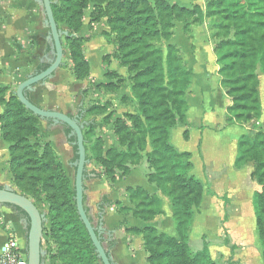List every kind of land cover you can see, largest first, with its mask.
Returning a JSON list of instances; mask_svg holds the SVG:
<instances>
[{
    "label": "trees",
    "instance_id": "1",
    "mask_svg": "<svg viewBox=\"0 0 264 264\" xmlns=\"http://www.w3.org/2000/svg\"><path fill=\"white\" fill-rule=\"evenodd\" d=\"M51 2L58 29L62 24L67 29L68 35L61 41L62 46L65 42L68 50L75 79L83 80L90 75V64L83 49L87 39L78 36L89 3H93L89 14L91 22L106 17L109 35L114 34L113 43L117 45L113 57L120 67L131 73L130 91L140 108L143 121L140 127L151 139L152 149L147 155V163L154 172L148 178L153 179L156 188L170 199L177 237L160 234L153 227L130 228L126 232L141 235L147 264H220L211 258L206 247L196 253L190 251L188 231L193 209L202 201L203 189L190 174V154L178 153L169 145L168 139L174 126L186 124L188 104L185 93L192 83L193 72L185 67L181 51L175 45L168 44L164 56L162 43L173 37L176 22L188 26L190 17H199V21L206 22L212 38L216 40L214 52L219 65L220 86L231 102L227 108L230 114L228 121H255L260 117L261 108L257 93L258 75H264V0H207L205 13L197 5L184 8L165 0ZM47 67L41 65L37 72ZM7 91L8 88L0 84V138L9 144L8 172L19 194L31 200L38 210V203L47 204L49 230L45 237L47 247L52 246L54 252L50 248L45 250L44 263L49 260L60 264H101L76 210L74 182L66 176L48 146L40 149L30 143L29 139L35 132L34 119L38 117L26 110L13 93L6 100ZM63 127L68 135L70 129ZM183 138L187 139L186 131ZM83 139L86 152L89 141L84 135ZM71 140L75 141V138ZM94 146L99 150L98 143ZM73 148L76 161V146ZM109 155L107 152L106 156ZM111 155L114 160L119 159V163L123 155L128 158L125 154ZM86 159L90 160L87 153ZM248 162L253 163L252 176L261 184V191L253 195L252 206L264 263V136L261 132L242 136L237 144L234 167L240 169ZM114 170L106 172L110 183L115 179ZM126 195L134 203V208L120 207V212L131 210L132 216L143 223L162 214L160 199L142 188L128 187ZM85 200L84 194V208L88 213ZM106 204L112 205L110 201ZM4 206L28 222L22 210ZM27 231L28 228L26 238ZM224 243L229 246L227 238ZM229 249L232 254L235 246Z\"/></svg>",
    "mask_w": 264,
    "mask_h": 264
},
{
    "label": "rangeland",
    "instance_id": "2",
    "mask_svg": "<svg viewBox=\"0 0 264 264\" xmlns=\"http://www.w3.org/2000/svg\"><path fill=\"white\" fill-rule=\"evenodd\" d=\"M201 3V6L196 5L205 13L207 0ZM92 7L93 3H89L82 21V24L88 21L87 32L81 34L80 29L78 34L79 37L87 39L85 42L87 45H84L83 49L90 64L89 77L83 80L73 77L69 53L63 42L62 65L44 85L36 84L32 91H28V98L44 110H56L78 118L79 123L84 125L82 132L89 141L86 153L90 159L86 165L84 180L86 190L92 183L90 175H94L95 180L104 181L112 191L113 187H116L117 198L110 201L114 210L126 218L142 222L132 216L131 210L120 212V207L134 208V203L126 195V188H142L149 195L160 199L162 209V214L144 223V227H153L160 234L176 238L170 199L156 188L153 179L148 178L154 172L147 163V155L152 149L151 139L140 127L143 121L136 98L130 91L131 73L126 68L120 67L113 57L117 45L113 43L114 34L109 35L110 29L106 17L91 22L89 14ZM40 11L43 12L38 5V12ZM184 27H186L185 32ZM60 29L67 31L64 24ZM168 44L180 49L183 64L193 72L192 83L185 93L190 118L186 114V124L174 126L169 132L168 139L169 145L178 153L190 154L189 162L192 165L190 174L203 189L202 201L193 209L192 224L188 231L190 251L196 253L206 247L211 258L220 264H240L235 256L238 254L239 246L236 243L239 239L233 234V230H236L238 225L232 221L236 216H241L244 220L242 223L244 241L250 244L248 247L250 253L246 258H249L250 264L258 263L255 251L259 254L260 249L261 255L262 250L255 226L252 198L254 193L261 191V184L252 176L254 171L252 162L236 169L234 161L237 158V144L242 136H253L257 132H261L264 136V75H258L257 93L261 107L259 119L247 123L229 122L230 114L227 108L231 102L220 86L219 65L214 52L216 40L212 38L206 22L199 21V17L188 18V26L176 22L173 37L168 42L162 43L164 56ZM44 47L43 38L37 36L35 47L25 56V59H35V63L31 62L23 69H16L15 66L4 67L7 71H11L6 75L0 73V84L8 88L6 100L11 93L15 96L17 86L28 76L33 75L43 62L40 59L46 54ZM211 55L214 56V62ZM19 57L20 54L15 53L11 59L15 63L18 62ZM104 57L106 59L102 61ZM2 58L4 56L0 57ZM34 125L35 132L29 139L30 143L40 149L48 146L61 163L66 176L74 182L75 168L72 164L75 162V151L72 144L74 141L71 140L73 137L67 135L63 125L60 124H49L47 121L35 118ZM184 131L187 132V139L183 138ZM95 143H98L99 150L98 147L95 148ZM8 148L9 144L0 139V187L9 186L19 193L8 172ZM107 152H110L109 157L106 156ZM111 153L125 154L128 158H124L123 155L119 163V159L114 160ZM109 163L113 164L110 166ZM110 169H116L112 183L106 175ZM127 172L128 174H125ZM118 182L121 183L119 187ZM128 184L130 185L126 186ZM121 191H123L122 195ZM103 197L100 201L107 202V197ZM85 198L86 204V191ZM38 208L41 213H47V204L44 202L38 203ZM128 225L127 220L121 222L119 226L123 228L122 233L139 238L140 252L145 253L147 257L141 235L126 232V229L133 228ZM48 230L49 221L45 224L42 247L44 250L50 248L54 252L52 246L47 247L45 235ZM230 232L234 239H231ZM226 238L229 240V246L224 243ZM234 245L235 250L231 254L229 248ZM45 264L60 263L47 260Z\"/></svg>",
    "mask_w": 264,
    "mask_h": 264
},
{
    "label": "crops",
    "instance_id": "3",
    "mask_svg": "<svg viewBox=\"0 0 264 264\" xmlns=\"http://www.w3.org/2000/svg\"><path fill=\"white\" fill-rule=\"evenodd\" d=\"M165 1L170 4H177L178 6L184 8H191L196 4L201 6V2H203V0ZM43 21V12H38V4L34 0H1L0 57L4 56V58L0 59V73L6 75L11 71L9 72V70L7 71L5 68H12V66H15L16 69H23L31 62L35 63V59H25V56L31 52L33 47H35L37 43V36H41L43 38L44 46L46 47H44L45 50L48 49L50 51V46L46 39L48 29L45 27ZM87 30L88 21H84L81 27V34H85ZM15 53L16 55L19 53L20 57L18 62L14 63L11 57ZM211 56L214 62V56ZM86 59L88 60L87 57ZM21 73L22 72H20L19 75H21ZM187 117L190 118L189 109ZM203 134L204 133L202 132V136ZM89 177H91L92 183L87 190L85 189L87 193V203L85 205L92 224L95 227H98L99 223H102L104 231L101 234V241L104 247L110 248V254L114 264H147L145 253L140 252V239L129 235L126 236L122 233L123 228H120L119 226L124 220L129 222L128 226L137 229L143 228L145 224L132 218H126L120 215L114 210L113 205L109 206L106 202L102 203L100 199L103 196H106L108 201H113L117 198L116 187H113L114 189L112 191L109 185H106L104 181L95 180L94 175H90ZM117 184L119 187L121 183L118 182ZM129 185L130 184L126 186ZM122 194L123 191H121V195ZM119 199L121 200V197ZM243 222L244 220L241 216H236L232 221V223L238 225L236 230H233L234 236L239 239V242L236 243L237 246H239L237 250L238 254L235 256L236 261L240 262V264H250L248 262L249 258H246L247 254L250 253L248 249L250 244L247 241H244V229L242 227ZM26 230L27 225L25 224V219H19L11 208L0 206V252L9 237H13L20 247L26 248ZM233 234L230 232L231 239H234ZM258 252L259 254L255 251V255L258 258V263L255 264H264L260 255V249ZM257 260L255 261L257 262Z\"/></svg>",
    "mask_w": 264,
    "mask_h": 264
},
{
    "label": "water",
    "instance_id": "4",
    "mask_svg": "<svg viewBox=\"0 0 264 264\" xmlns=\"http://www.w3.org/2000/svg\"><path fill=\"white\" fill-rule=\"evenodd\" d=\"M43 10L44 25L48 29L46 39L50 46V55L48 58V67L38 73L28 76L21 82L15 91V96L21 105L30 111L35 117L41 120L51 122L52 124H60L70 129L69 136L74 137L75 141L72 143L76 146L77 160L72 164L75 168L74 173V191H75V205L80 221L83 223L88 236L92 242L95 253L101 264H114L110 254V248H105L101 241V234L103 233L102 223L95 227L90 220L88 213L84 208V180L85 167L88 163L86 159V152L84 147V139L82 129L83 124H80L78 118L70 117L64 113L56 110H44L33 104L26 96L28 91H32L36 84H45L51 79L57 69L62 65L64 57V49L62 46V37L67 36V31L58 29L53 17L51 9V0H34ZM10 205L22 210L27 218L25 220L27 225L26 238V264H45L43 258L46 251L42 247L43 227L48 222L45 213L39 212L36 206L26 196L21 195L11 189L9 186L0 187V206Z\"/></svg>",
    "mask_w": 264,
    "mask_h": 264
},
{
    "label": "built area",
    "instance_id": "5",
    "mask_svg": "<svg viewBox=\"0 0 264 264\" xmlns=\"http://www.w3.org/2000/svg\"><path fill=\"white\" fill-rule=\"evenodd\" d=\"M27 254L13 237H9L0 252V264H26Z\"/></svg>",
    "mask_w": 264,
    "mask_h": 264
},
{
    "label": "flooded vegetation",
    "instance_id": "6",
    "mask_svg": "<svg viewBox=\"0 0 264 264\" xmlns=\"http://www.w3.org/2000/svg\"><path fill=\"white\" fill-rule=\"evenodd\" d=\"M44 53H46V54L43 55V56H44V57H42L43 59H40V61L43 60V62L40 64V66H41V65H42V66H43V65H47L48 58L51 57L50 52H49L48 49L45 50ZM44 70H45V69H44ZM44 70H42V71H44ZM37 71H38V70H36L33 74H38V73L42 72V71H40V72H37Z\"/></svg>",
    "mask_w": 264,
    "mask_h": 264
}]
</instances>
